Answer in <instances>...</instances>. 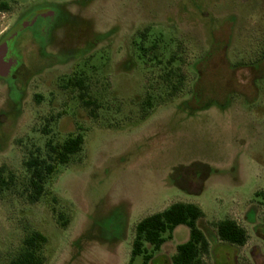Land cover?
I'll return each mask as SVG.
<instances>
[{
	"label": "rangeland",
	"instance_id": "obj_1",
	"mask_svg": "<svg viewBox=\"0 0 264 264\" xmlns=\"http://www.w3.org/2000/svg\"><path fill=\"white\" fill-rule=\"evenodd\" d=\"M1 1L26 24L16 42L27 59L19 110L0 88V167L15 174L0 195V264L30 230L47 236V264H130L137 223L179 201L205 212L213 243L205 264H256L249 251L264 255V0ZM58 43L61 55L49 58L45 49ZM54 59L64 65L27 75ZM180 74L183 90L171 96ZM74 77L96 104H84L68 83ZM77 134L82 151L29 203L24 160ZM226 217L246 228V247L214 233ZM187 235L182 225L175 242Z\"/></svg>",
	"mask_w": 264,
	"mask_h": 264
},
{
	"label": "trees",
	"instance_id": "obj_2",
	"mask_svg": "<svg viewBox=\"0 0 264 264\" xmlns=\"http://www.w3.org/2000/svg\"><path fill=\"white\" fill-rule=\"evenodd\" d=\"M7 6L3 4V9ZM171 58L169 62H173ZM180 79L174 86L171 96H177L183 90L185 74L179 75ZM71 86L81 90L80 97L86 106L96 104L92 98L86 99L87 86L84 78L74 77L68 82ZM83 134L71 135L63 142L54 143L49 140L46 143V152L40 148L31 152L24 160V167L29 174L25 187L26 198L29 203L39 202L46 194V183L56 172L59 165L68 164L71 158L82 151L84 145ZM206 170L203 173L204 179L211 175V168L203 166ZM15 182V174L6 172V167H0V195L4 191L11 190ZM205 217V212L196 203L174 202L166 209L148 215L141 219L136 225V235L131 251L132 260L138 255H143L144 264H149L155 254L160 251L162 245L172 239L175 228L179 225H187L190 228V239L177 246V253L172 258L173 264H205L203 257L210 253V241L204 230L200 227L199 221ZM60 218L64 219L63 214ZM69 219L63 221L62 226L66 227ZM218 237L226 243L244 246L249 236L245 227L230 217L216 222ZM48 238L39 230L27 232L21 251L12 258L10 264H47L44 255V247Z\"/></svg>",
	"mask_w": 264,
	"mask_h": 264
},
{
	"label": "flooded vegetation",
	"instance_id": "obj_3",
	"mask_svg": "<svg viewBox=\"0 0 264 264\" xmlns=\"http://www.w3.org/2000/svg\"><path fill=\"white\" fill-rule=\"evenodd\" d=\"M4 3L6 2L0 0V14H2V12H6L8 14L5 20H3V18L0 16V88L2 86H5L9 102L11 103V105H13L14 108H17L19 110L21 99L19 100L15 99L14 93L15 91L19 90V88L17 87V83L25 75L24 74L25 67L23 66L26 62L25 60L27 59V56L25 55L26 53L25 46L23 44H17L16 39L21 34L24 23L19 21L18 14L16 13V8L6 3L7 6L5 9H3ZM42 15L51 16L53 15V13L43 12ZM63 49H64L63 45L58 43V45L54 48L55 51L53 53H51L50 47L46 48L45 52L48 53L49 58L50 56H57L59 58V55H61ZM45 59L46 58H44V60ZM48 61L50 60L48 59ZM63 65L64 64L62 63V61H60V59H54V61L51 64H49L43 69H40L38 71L39 73L27 74V75L29 76L37 75L51 67L63 66ZM234 246L244 247L245 245L244 246L234 245ZM235 251L237 252V250ZM259 251H252V250L249 251V254H253L256 264H258L259 258L263 257L264 259V255H262L261 253L259 255H256V253ZM149 264H155L154 258L150 261ZM162 264H173V263L172 260L163 256ZM261 264L264 263L262 262Z\"/></svg>",
	"mask_w": 264,
	"mask_h": 264
},
{
	"label": "crops",
	"instance_id": "obj_4",
	"mask_svg": "<svg viewBox=\"0 0 264 264\" xmlns=\"http://www.w3.org/2000/svg\"><path fill=\"white\" fill-rule=\"evenodd\" d=\"M172 204V203H171ZM170 204V205H171ZM170 205H168V206H170ZM167 206V207H168ZM167 207H165L164 209H166ZM164 209H162V210H164ZM161 210V211H162ZM159 212V211H158ZM206 219V216L202 219V220H200L199 221V225H200V227L204 230V232H205V234H206V236L208 237V239L210 238L209 237V234L210 233H208V230L207 229H205L204 227H203V225H202V222H203V220H205ZM254 222H255V220H254ZM253 221H252V223H254ZM182 225H179V226H177L176 228H175V230H174V232H173V237H172V239H170V240H168L167 242H165L163 245H162V247H161V249H160V251H158L156 254H155V256H154V260H160V262H161V264H162V257L163 256H165V257H167V258H169L170 260H172V258H173V256L177 253V246L179 245V244H181V243H185V242H187L189 239H190V228H189V235H187V237L186 238H188V239H186L185 241H178V242H175V236H176V233H177V231H178V229L181 227ZM187 226V225H186ZM215 232L214 233H216V235L218 236V234H217V229L216 230H214ZM183 234H185V232L183 233ZM249 235V234H248ZM209 241H210V239H209ZM210 247L212 248L213 247V243H211V241H210ZM247 245V244H246ZM246 245L244 246V247H246ZM120 246H121V244H119V245H117L116 246V250H119V248H120ZM114 252H116V251H114Z\"/></svg>",
	"mask_w": 264,
	"mask_h": 264
}]
</instances>
